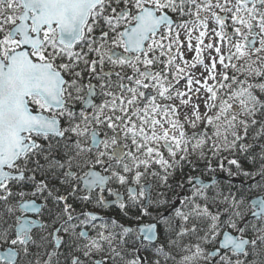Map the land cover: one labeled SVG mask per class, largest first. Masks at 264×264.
Returning a JSON list of instances; mask_svg holds the SVG:
<instances>
[{
	"label": "snow or ice",
	"instance_id": "1",
	"mask_svg": "<svg viewBox=\"0 0 264 264\" xmlns=\"http://www.w3.org/2000/svg\"><path fill=\"white\" fill-rule=\"evenodd\" d=\"M242 159L264 181V0H0V264H166L186 236L180 264H264V197L249 215L242 194L192 175L182 207L151 195L214 161L254 179ZM129 174L125 200L108 185ZM25 186L49 222L27 215L42 206ZM97 189L155 223L77 212Z\"/></svg>",
	"mask_w": 264,
	"mask_h": 264
},
{
	"label": "flooded vegetation",
	"instance_id": "2",
	"mask_svg": "<svg viewBox=\"0 0 264 264\" xmlns=\"http://www.w3.org/2000/svg\"><path fill=\"white\" fill-rule=\"evenodd\" d=\"M96 102L99 103V99H97ZM80 106L81 105L79 103H76L77 109H79ZM105 132H108L109 136L112 134L106 128H101L100 129L101 138L104 137ZM254 151H258V149H255ZM248 160L249 161H246V162L249 163V167L247 168L245 165H243V167L246 171H249L253 174L254 179H249V178L244 177L242 175L229 176L226 171H222L220 169L215 170V171L210 173L213 176V178L211 180L203 179L202 177H200V178L203 179L206 183L213 182L215 179H217V181L215 183H217L221 186V189L225 195H228L229 192H232L233 194H235L237 196H240L242 194L244 197V200H245V211H249L250 201H252L254 198L264 197V181H261L260 176L257 175V173L260 171L261 165L256 171H250V165H252V163H251L252 160L251 159H248ZM242 162H243V159H242ZM225 167L227 168V164H225ZM86 170H87L86 168L83 169V171H86ZM96 170L102 171L101 166L97 165ZM231 170L233 172H235V168H232ZM81 174H82V172H81ZM39 178L40 177H38V179ZM141 182L144 183L145 181L142 180ZM249 186H251V187H249ZM108 187H111V188L119 191L122 194V196L125 198V200H127V196H128V193H127L128 187H137V190H138V186L132 184L131 182H129L126 185H119L116 183H110L108 185ZM187 188H188V191L191 193L192 192L191 187L188 185ZM157 189H158L157 184L154 181L153 187L151 189V195H152L154 201L158 196V194L156 193ZM23 190L28 193V195L24 196V198H23L24 201H33L34 200V201H36L37 204H40L42 206V211L40 214H34V213L29 212V213H27V215L32 219H37V220H40L43 222H49L50 217L47 213L46 207H44L43 197L39 196V195L32 196L31 195L32 189L29 186H25V188ZM98 191L99 190L97 189L96 191H94L92 193V201L91 202H85V203H79L78 202L76 204L77 212L90 211V212L96 213L97 215L103 217V219L105 221H110V220L114 219V220L118 221L119 223L124 224L125 226H132V227H138L140 225H149V224L155 223V220L153 219V217H155L156 211L153 207L149 208V213H150L149 216H143L139 220H135V219L129 220L123 216V213L120 211L118 206H115V205H113V206H102V205L97 204L95 202V197L98 194ZM190 193L183 192V193L179 194L175 198V202H174L172 208H174V205L176 204V202L179 199L182 200L184 197L191 196ZM104 197L108 201H113L115 199L113 196L109 195L107 190H105V192H104ZM16 199H19V197H16ZM152 213H154V214H152ZM22 214H24V213H22L20 211L16 212L17 216H20ZM249 215H250V211H249ZM221 219L222 220L225 219V216L222 215ZM99 223H100V221H97V224H99ZM256 223L259 226L260 222L257 221ZM33 231L35 232L36 229H34ZM158 231L161 232L160 240L162 242L163 239H165V236H164L163 230L160 226H158ZM92 234L94 235L95 233H92ZM222 235H223V231L221 232V237H222ZM192 237H193L192 241L196 242L197 241L196 238L194 236H192ZM217 239L219 240L220 237H218ZM8 246L9 245L0 242V249H7ZM136 247L137 248H139V247L143 248V245L137 243ZM208 247L211 248V246H208ZM131 250L132 249H131V245H130L129 252ZM148 252H150V251H148ZM127 258H129V259L132 258L131 252ZM169 262H170V260H169ZM18 264H20L19 261H18ZM161 264H165V263L162 262ZM166 264H168V263H166ZM170 264H171V262H170ZM178 264H180V261L178 262ZM198 264H205V261L199 260Z\"/></svg>",
	"mask_w": 264,
	"mask_h": 264
},
{
	"label": "trees",
	"instance_id": "3",
	"mask_svg": "<svg viewBox=\"0 0 264 264\" xmlns=\"http://www.w3.org/2000/svg\"><path fill=\"white\" fill-rule=\"evenodd\" d=\"M243 161H245V159H243ZM251 163H252V165H250V171H256L260 167L262 162L259 159H257L255 162L251 161ZM213 166H215L214 167L215 170L219 169L218 167H216L215 163L213 164ZM245 166L248 168L249 164L246 162ZM211 172H213V171L205 170L202 164L199 166L198 171H192L189 168H185L183 173L178 172L174 178H171L168 181V184L170 185V187H165L159 181H155L157 184V187H158L156 193L157 194L164 193V196L162 197V199H166L169 202L166 207L169 210H171V208L175 202V198L179 194H181L183 192L190 193L188 191V188H187V186H188L187 180H186L187 175L199 176V177H202L203 179L211 180L213 178V176L210 174ZM181 181L184 183L183 187L179 186V182H181ZM160 211H164V208H161ZM152 214H154V213H152ZM165 239H166V237H165ZM165 239H163L162 242H164ZM174 239H175V237H174ZM178 244H182V240L178 241Z\"/></svg>",
	"mask_w": 264,
	"mask_h": 264
},
{
	"label": "rangeland",
	"instance_id": "4",
	"mask_svg": "<svg viewBox=\"0 0 264 264\" xmlns=\"http://www.w3.org/2000/svg\"><path fill=\"white\" fill-rule=\"evenodd\" d=\"M181 39H183V37H181ZM215 163V161L213 162V164ZM248 163V162H247ZM243 165H246V162L243 161L242 162ZM249 164V163H248ZM228 167V166H227ZM129 182H131V174H129ZM192 195V192L190 193ZM183 205L181 204V200L179 199L176 204L174 205L175 207H182ZM165 236V235H164ZM174 238V237H173ZM193 237L192 236H186L182 239V244H178L176 247L171 248V252L172 255L175 257V260H170L171 264H178L179 261H181V257L184 255H189L190 253L186 252L183 248L184 245H188V244H195L196 242L192 241ZM142 250V247H139ZM131 252V251H130ZM139 255H143L146 259H147V264H151L152 260L154 259L153 254L151 252H144L141 251L140 253H137ZM169 260L166 262L168 264H170ZM165 263L163 260L161 261V263Z\"/></svg>",
	"mask_w": 264,
	"mask_h": 264
},
{
	"label": "water",
	"instance_id": "5",
	"mask_svg": "<svg viewBox=\"0 0 264 264\" xmlns=\"http://www.w3.org/2000/svg\"><path fill=\"white\" fill-rule=\"evenodd\" d=\"M217 181V179H215L213 182H210V183H215Z\"/></svg>",
	"mask_w": 264,
	"mask_h": 264
},
{
	"label": "bare ground",
	"instance_id": "6",
	"mask_svg": "<svg viewBox=\"0 0 264 264\" xmlns=\"http://www.w3.org/2000/svg\"><path fill=\"white\" fill-rule=\"evenodd\" d=\"M245 161H249V160L247 159V160H245Z\"/></svg>",
	"mask_w": 264,
	"mask_h": 264
}]
</instances>
